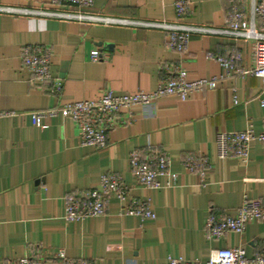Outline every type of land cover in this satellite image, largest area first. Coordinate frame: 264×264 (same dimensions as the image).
Returning a JSON list of instances; mask_svg holds the SVG:
<instances>
[{"label":"crops","instance_id":"crops-1","mask_svg":"<svg viewBox=\"0 0 264 264\" xmlns=\"http://www.w3.org/2000/svg\"><path fill=\"white\" fill-rule=\"evenodd\" d=\"M178 0H95L93 12L139 23L176 20ZM194 11L186 23L224 26L234 8L250 12L251 0H188ZM264 3V0H260ZM17 9H44L49 0H0ZM159 29L126 24L81 23L57 18L0 13V264L24 257L61 264L67 259L92 264H161L168 257L205 263L215 249H245L249 257L264 252V222L248 225L243 234L208 236L211 214L236 216L245 197L264 200V143L254 141L244 162L217 156V136L252 127L263 131L264 82L231 76L182 101L176 96L151 107L123 110L125 123L107 132L103 149L85 147L78 127L63 116L48 127L32 124L31 113L81 101H98L105 91L153 93L177 67L190 80L220 77L219 60L238 68L252 64L251 47L238 48L234 38L193 35L187 51L168 46ZM50 53V72L62 90L38 81L22 61L26 47ZM100 59H91L92 51ZM162 151L177 177L171 187L146 189L133 176L130 155L145 159ZM201 158L211 168L206 185L184 166ZM121 175L129 199L109 202L105 215L68 223L65 199L99 186L106 175ZM165 183L166 179L161 178ZM149 200L154 218L124 212L132 201Z\"/></svg>","mask_w":264,"mask_h":264},{"label":"built area","instance_id":"built-area-1","mask_svg":"<svg viewBox=\"0 0 264 264\" xmlns=\"http://www.w3.org/2000/svg\"><path fill=\"white\" fill-rule=\"evenodd\" d=\"M95 0H49V7L42 9H17L0 5V13H11L25 16H40L57 18L81 23L126 24L159 29L168 34L167 46L171 51L184 53L190 44L193 35H219L234 38L238 48L246 45L251 47L252 64L247 68H238L226 60H219L224 72L220 77L212 79L190 80L186 70L181 67L170 72L169 78L160 82L153 93L118 94L107 90L98 101H81L66 104L59 108L36 111L31 113L32 124L40 129L48 127L49 119L63 116L72 120L78 127L81 143L85 147L103 149L107 146V132L125 123L119 116L123 110L133 107H151L165 97L176 96L182 101L192 94L206 88L214 89L218 81L231 76L257 77L264 82V3L260 0H251L250 12L234 8L224 26L210 27L197 26L186 23V18L193 13L194 3L188 0H178L175 3L176 20L173 23H139L106 17L94 13ZM91 59L98 61L100 51L91 53ZM22 61L27 69L38 81H52V93L58 94L62 90V80L53 78L50 72V53L41 46L26 47L22 52ZM264 106V102H262ZM12 113L0 112V118L11 116ZM264 125V121H263ZM264 143V127L259 134L252 127L240 132H221L217 136V156L224 161L235 157L244 162L250 158L252 142ZM130 168L139 184L146 189H161L171 187L177 174L172 171L171 160L160 150H151L147 158H143L138 151L130 155ZM184 166L191 173L197 175L203 186L211 168L201 158H188ZM161 178L166 182L162 183ZM112 198L127 203L129 187L123 177L117 174L103 176L97 188L83 195H70L65 199V220L68 223L91 217H100L106 214ZM125 213L143 219L154 218L149 206V200L132 201L124 210ZM255 222H264V200H253L245 197L236 216L218 217L210 215L206 223L208 236L212 239L222 238L230 233L243 234L248 225ZM58 258L61 264H92L82 261L75 262L67 259L64 251H60ZM7 264H46L43 259L24 257ZM136 264V263H127ZM161 264H264V252L249 257L245 249H215L205 263L200 260L187 261L183 258L168 257Z\"/></svg>","mask_w":264,"mask_h":264}]
</instances>
